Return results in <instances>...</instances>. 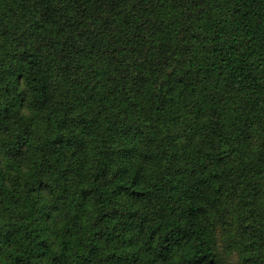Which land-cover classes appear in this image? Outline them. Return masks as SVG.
I'll list each match as a JSON object with an SVG mask.
<instances>
[{"label": "trees", "instance_id": "trees-1", "mask_svg": "<svg viewBox=\"0 0 264 264\" xmlns=\"http://www.w3.org/2000/svg\"><path fill=\"white\" fill-rule=\"evenodd\" d=\"M0 264H264V0H0Z\"/></svg>", "mask_w": 264, "mask_h": 264}]
</instances>
